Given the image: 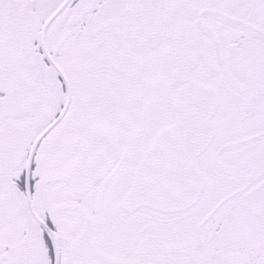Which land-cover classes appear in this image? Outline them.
<instances>
[{
	"label": "snow or ice",
	"instance_id": "obj_1",
	"mask_svg": "<svg viewBox=\"0 0 264 264\" xmlns=\"http://www.w3.org/2000/svg\"><path fill=\"white\" fill-rule=\"evenodd\" d=\"M0 264H264V0H0Z\"/></svg>",
	"mask_w": 264,
	"mask_h": 264
}]
</instances>
